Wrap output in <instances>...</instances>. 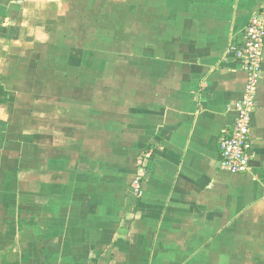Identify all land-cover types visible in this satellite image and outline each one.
<instances>
[{
  "label": "crops",
  "instance_id": "obj_1",
  "mask_svg": "<svg viewBox=\"0 0 264 264\" xmlns=\"http://www.w3.org/2000/svg\"><path fill=\"white\" fill-rule=\"evenodd\" d=\"M263 1L0 0V264H264V76L220 149Z\"/></svg>",
  "mask_w": 264,
  "mask_h": 264
},
{
  "label": "built area",
  "instance_id": "obj_2",
  "mask_svg": "<svg viewBox=\"0 0 264 264\" xmlns=\"http://www.w3.org/2000/svg\"><path fill=\"white\" fill-rule=\"evenodd\" d=\"M230 51L247 75L241 98L234 106L236 120L220 141L221 167L233 173L249 170L253 156L252 120L258 105L260 81L264 76V1L254 13L240 41L233 42ZM141 176L134 179V193L141 196Z\"/></svg>",
  "mask_w": 264,
  "mask_h": 264
},
{
  "label": "rangeland",
  "instance_id": "obj_3",
  "mask_svg": "<svg viewBox=\"0 0 264 264\" xmlns=\"http://www.w3.org/2000/svg\"><path fill=\"white\" fill-rule=\"evenodd\" d=\"M263 78V77H262ZM262 80V79H261ZM261 82V81H260Z\"/></svg>",
  "mask_w": 264,
  "mask_h": 264
}]
</instances>
